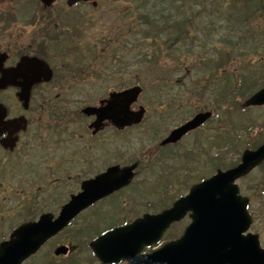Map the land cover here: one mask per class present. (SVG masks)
<instances>
[{"label": "rangeland", "instance_id": "1", "mask_svg": "<svg viewBox=\"0 0 264 264\" xmlns=\"http://www.w3.org/2000/svg\"><path fill=\"white\" fill-rule=\"evenodd\" d=\"M27 1L14 0V4L28 7ZM103 1L98 11H86L93 24L86 27L85 44L101 54L84 82V92L82 81L73 78L65 81L62 88L52 89V93L45 89L52 100L40 108L32 106L28 113L32 123L24 136L23 148L7 158L0 154V242L8 239L20 223L37 219L44 211L57 214L70 194L80 190L82 180L110 164L137 162V173L131 185L117 194L119 207H114L115 195L105 198L23 264H46L47 260L54 264H94L82 238L75 240L77 246L67 255L56 256L54 249L58 244L74 241L77 230L88 221L92 220L87 226H94L95 233L107 228L110 221L117 224L127 215L134 218L172 205L193 183L209 177L217 168L231 167L241 160L245 149H255L264 142V105L245 104L252 91L264 86V48L254 51L243 45L242 53L233 56L231 51L228 63L222 66L224 54L230 49L221 40L232 31L221 27L225 24L224 11L212 12L214 27L219 31L214 36H207L208 28L204 31L202 27L209 19L196 20V30L200 32L192 34L198 39L193 54L177 47L169 52L162 40L157 42L161 50L156 54L154 50L159 48L154 47L151 37L139 33L140 13L134 0ZM252 16L242 31L254 30L257 40H263L264 14L257 12ZM215 62L220 67H215ZM226 74L229 78H225ZM184 76L188 77L180 81ZM135 83L143 87L134 108L146 107L144 122L117 129V136L110 129L100 136L86 132L90 120L80 110L87 104H98L112 90ZM222 88L231 91L223 92ZM14 91V87L9 88L0 97L16 98ZM7 99L5 103L11 111L17 112L16 103ZM65 105L72 109L73 118L67 120V130L61 132L54 125L52 111ZM206 109L212 110L213 116L199 131L169 149L161 146L170 130ZM100 137L106 138L104 148ZM15 161H22V166L14 165ZM238 182L242 193L251 200V230L259 233L264 246V162ZM114 210L117 214L111 213ZM105 213L112 215L113 220H106ZM98 214L101 220L97 221ZM187 221L174 226L169 236L179 234Z\"/></svg>", "mask_w": 264, "mask_h": 264}, {"label": "water", "instance_id": "2", "mask_svg": "<svg viewBox=\"0 0 264 264\" xmlns=\"http://www.w3.org/2000/svg\"><path fill=\"white\" fill-rule=\"evenodd\" d=\"M20 67L13 70L18 71ZM9 79H1L0 88L11 83ZM30 79L26 78L27 90L34 81ZM141 91L140 86H135L117 92L106 105L87 107L84 111L88 114L97 112L98 122H101L110 116L114 106L121 103L125 118H128L130 105ZM27 95L21 94V97L27 99ZM247 104H264V88L248 99ZM143 112L144 109H141L137 113L136 122L141 120ZM209 115V112L196 115L173 130L163 143L178 140L187 131L202 124ZM122 121L117 117V123L125 125ZM4 127L7 129L8 125ZM263 160L264 143L256 150H246L238 166L227 171L219 170L212 178L193 186L191 193L178 200L172 208L157 215L147 214L100 237L94 243L96 253L104 263L128 259L129 264H264V249L260 246L258 235L243 234L252 223V216L248 211V197L239 195V187L235 183L238 177L250 172ZM134 167L121 168L117 165L94 179L84 181L83 190L72 195L58 218L54 220L51 213L43 214L39 221L16 229L12 239L0 245V264H21L82 209L126 185ZM188 210L193 211V221L180 239L165 243L153 253H140L145 245L159 243L170 224L181 219ZM66 250L60 247L57 253Z\"/></svg>", "mask_w": 264, "mask_h": 264}, {"label": "flooded vegetation", "instance_id": "3", "mask_svg": "<svg viewBox=\"0 0 264 264\" xmlns=\"http://www.w3.org/2000/svg\"><path fill=\"white\" fill-rule=\"evenodd\" d=\"M27 2H29L28 7H25V4L21 7L14 4V0H0V54H4L5 57L3 69H0V78L4 70L28 59L31 64L36 63L39 66L38 61H43L49 65L53 72L52 78H55L53 82H41L33 85L31 89V105L37 104L40 108L52 100L51 97L46 99L45 89L62 88L61 85L69 80L68 78H90V46L85 44L88 43L85 42V34L86 27L88 28L93 22L87 13L88 8L98 10L103 4H101L102 0H28ZM30 3L32 4L29 5ZM34 67H24L18 77L19 81L36 72ZM45 68V66L40 67L44 71L42 78L47 76ZM3 92L0 91V96ZM17 92L16 89L14 94L17 95ZM7 98L0 97V103H5ZM21 104L17 101L18 106ZM16 113L8 107L6 119L23 114V112ZM93 119L95 116L91 117V120ZM109 129L117 136V125L112 121L107 122L103 130L93 136H99ZM25 133L26 131L21 130L14 134L18 136L14 149L3 144L9 133H2L1 156L7 158L19 152L23 148ZM105 140L106 138L102 142L103 148L106 145ZM172 145L175 144H167L163 147L169 149ZM185 219H189V216L187 215Z\"/></svg>", "mask_w": 264, "mask_h": 264}, {"label": "trees", "instance_id": "4", "mask_svg": "<svg viewBox=\"0 0 264 264\" xmlns=\"http://www.w3.org/2000/svg\"><path fill=\"white\" fill-rule=\"evenodd\" d=\"M134 4L135 9L140 13L139 31L144 36L151 37L155 48L158 46L157 42L162 40L169 52L173 47H177L185 48L187 52L193 54L198 44L195 35H192L198 33L197 30L195 31L198 25L196 20L209 19L203 27L210 30L208 35L214 36L216 28H214L215 19L212 12L216 10L226 13L225 24L221 27H232L233 31L230 33L232 39H225L224 42L231 46L233 56L242 53L243 45H248L254 51L258 47L264 48V39L257 40L258 35L253 32L254 30L242 31L243 27L249 26L247 22L254 18L252 14L257 12L264 14V0H134ZM208 12L212 14H206ZM157 50L161 48L154 50V53L157 54ZM226 57L224 54V59ZM216 64L217 62L215 67ZM223 64L224 62L222 66ZM220 65L217 64L218 67ZM219 71L220 69L217 70Z\"/></svg>", "mask_w": 264, "mask_h": 264}]
</instances>
